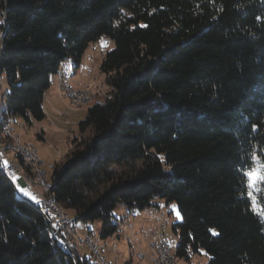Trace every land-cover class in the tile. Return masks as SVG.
<instances>
[{"label": "trees", "instance_id": "obj_1", "mask_svg": "<svg viewBox=\"0 0 264 264\" xmlns=\"http://www.w3.org/2000/svg\"><path fill=\"white\" fill-rule=\"evenodd\" d=\"M0 21V144L8 151L7 118L43 120L61 63L77 70L91 42L113 44L99 66L107 94L78 122L88 134L51 167L49 195L75 226L100 220L107 238L118 231V205L163 201L180 213L176 258L202 250L206 264H264V182L254 208L244 175L254 157L264 164V0H0ZM108 164L131 173L109 176L85 202ZM5 169L0 264H88L81 246L66 252L50 238L45 214Z\"/></svg>", "mask_w": 264, "mask_h": 264}, {"label": "rangeland", "instance_id": "obj_2", "mask_svg": "<svg viewBox=\"0 0 264 264\" xmlns=\"http://www.w3.org/2000/svg\"><path fill=\"white\" fill-rule=\"evenodd\" d=\"M102 41L103 39H100L98 41L91 42L88 45L87 53L82 57L80 68L74 70L77 71L75 79L82 84L80 88H75L72 86L73 84L70 78L71 77L70 74L71 72H73V68H72L73 62L69 61L71 63V66H69L68 68L70 70V74L68 75L69 84L74 89L85 90V91L87 90L88 93H90V95L93 94L91 96V100H89L88 103L86 104L80 105L78 107H74L71 100L67 99V97L63 95V91L59 89L61 98H63L65 101H63L62 103L60 102L59 97L57 98L55 97V100H53L55 109L53 110L52 107L48 109L49 119L45 118L43 121V124L45 126L44 141L41 139L42 127L39 126L41 121L33 120L32 123L28 125L20 117H9L8 119L10 123V133L7 134L3 133V134L7 135L11 139L12 145L14 147H12V149L8 151L5 149L3 145L0 144L1 145L0 149L2 150L3 153V159L5 161L11 160L10 162H12L14 167L16 166L15 169L20 175H24V177H28V175H30V183L32 182L31 183L32 187L36 190L35 192L40 197L44 195H45L44 197H46V188L42 183V179L38 181L35 180L36 176L34 170L31 169L32 173L29 174L24 169L20 168V166H18V160L15 157L16 154H18V152H16L17 141L24 145L31 144L35 146V148L37 149V155L38 157L41 158V162H43L44 160L43 162L44 173L46 172L47 183H49L52 175V168L49 167V165H52L53 167L55 163H60V162L65 163L67 161V157L70 154L71 150H73L75 145L80 141L81 137L86 136L88 134V133H79L78 131L79 120L75 119L74 112L76 111V109H79L77 115L83 116L81 118L83 119L86 114L87 108L97 102H101L104 96L107 94L108 86L105 83V75L101 72L99 66L102 61L103 55L107 50H109L112 47L113 44L106 45L108 44V41H106L104 46L102 44ZM1 78H2V84L0 85V93L2 95V93H4V90L5 89L7 90L5 72L1 73ZM1 97L0 100H2ZM64 111H68L67 116L62 115L63 113H65ZM42 156L43 157L49 156L51 161L55 160V162H51L48 164V161L43 159ZM137 164L140 165V163ZM260 165L261 164L259 159L257 157H254L252 159L248 171L254 168H258ZM130 173H131V165L130 166L112 165V164L106 165L104 167L103 175H102L104 179H102L99 183H97L93 188L85 192L84 201L88 202L92 199H95L105 188H107L109 185V181H108L109 176L111 175L116 177L126 176ZM247 181H248V177H247ZM19 188L25 189L21 185L19 186ZM19 188L18 191L20 192V196L25 197L30 201L33 200V196H31V194L26 189L25 190L27 191L28 195L22 193L19 190ZM250 192L254 197L255 191L248 187V194ZM145 209H150V208H145ZM157 209H159V212L163 215V218L165 219L166 222L165 233L168 238V244L170 246V249L174 251L177 246L178 238H177V234L172 229V223L177 220L178 221L180 220V213L175 206H172V204L166 206L163 203L162 206L160 208H156V210ZM155 212H156L155 223H156V228L158 230V220L160 219V217H159V213L157 211ZM64 213L71 218L72 211H67ZM125 213H126L125 210L121 208L119 205L114 209L113 214L118 221V231L116 232V234H113L108 238L100 237V224H101L100 220L93 221L92 223L93 232L91 231L90 233L89 231V234L84 233V229H82L83 226H77L78 232L77 231L76 233L74 231L72 232L73 237H75V239L77 240L74 242V240L71 238V240L73 241H70L72 246V251H73V247L76 250H78L79 247L81 246L80 252L83 258L88 259V264H102L101 262L102 259L104 261H109L110 264H154L153 259L148 257V256H155V254H153V252H150L149 250V245H148L150 244L149 239L146 236L144 238L141 237L142 235L140 236L142 227L139 226V223L141 222V219L135 220L132 214L127 213L128 220L131 225L128 226L127 229L125 227L123 228V224L121 223L120 219H122L121 217H123ZM149 214L150 215L153 214L151 209L149 210ZM133 223L136 224L135 234L133 232V228H134ZM78 236L82 240L85 239L86 242L85 241L82 242L81 239L78 238ZM92 241L95 244V246H93ZM101 242H105L106 246H104ZM139 253H142L143 256H139ZM206 262H207V256L202 250L199 253H192L189 261L181 258H176V264H206Z\"/></svg>", "mask_w": 264, "mask_h": 264}, {"label": "bare ground", "instance_id": "obj_3", "mask_svg": "<svg viewBox=\"0 0 264 264\" xmlns=\"http://www.w3.org/2000/svg\"><path fill=\"white\" fill-rule=\"evenodd\" d=\"M107 40V39H106ZM110 44V41H109V43H108V45ZM67 59V58H66ZM60 71H61V73H60ZM70 74V71H69V69H68V60H65V61H63L62 63H61V65H60V67H59V69H58V72H57V83H58V86H59V89H61L62 91H63V95L65 96V97H67V99H70L71 100V102L73 103V105H74V107H78V106H80V105H83V104H86V103H88V101L89 100H91V96L93 95H90V93H88V91L86 90H80L79 91V89H74L70 84H69V82H68V75ZM2 84V78H1V76H0V85ZM68 85L70 86V88H72V97L71 96H69V87H68ZM3 88V87H2ZM3 97V93H2V95H1V93H0V97ZM1 97V98H2ZM81 98H83V99H81ZM1 102H2V100H0V107H1ZM68 111H65V113H63L62 115H66L67 116V113ZM9 117L7 118V120H6V122L5 123H9ZM2 130L4 131V133H10V131L9 130H5V129H3V126H2ZM27 145H29L30 146V148H32V149H34V153H36V155H37V149L35 148V146H33V145H31V144H27ZM1 146V145H0ZM3 147V146H2ZM1 148V147H0ZM16 148H17V151L16 152H19L20 154H21V156L23 157V159L25 160V163H28V164H30V168L32 169V170H34L35 171V176H36V181H38V180H41L42 179V175H41V173L39 172V170H38V168H37V166H36V162L35 161H33V157L32 156H29L28 154H27V152H26V150H24L23 149V147H18V145H16ZM6 152V151H5ZM5 155H7V154H5ZM38 156V155H37ZM11 161V160H10ZM10 161H7V164L8 165H13L12 164V162H10ZM1 164V163H0ZM15 164V163H14ZM19 165V164H18ZM16 167V166H15ZM49 167H52V165H49ZM3 169V168H2ZM16 170V169H15ZM20 170V169H19ZM42 171L44 172V168H43V162H42ZM17 172V171H16ZM18 173V172H17ZM5 174L9 177V179L13 182V184L15 185V187H16V183L14 182V180H13V177L11 176V174H10V172L8 171V169L6 168L5 169ZM45 174H46V172H45ZM20 175V174H19ZM28 175V174H27ZM33 176H34V174H33ZM29 177V178H28ZM28 177H26L27 179H29L30 180V175H28ZM32 178V177H31ZM35 180H34V182H35ZM32 183V182H31ZM34 185V184H33ZM48 185H50V183H48ZM17 188V187H16ZM42 188V187H41ZM39 189V188H38ZM31 190H32V194L36 197V198H44V196H39L35 191V189L32 187V185H31ZM34 198V197H33ZM49 199H50V201H51V203H54V208H55V210H56V212L58 213V215H60V217H64V220H68V224H69V226H71V227H74V229L78 232V228H77V226H75V223H74V221L72 220V218H70V217H68L64 212V210L62 209V207L56 202V200L53 198V196H51V195H49ZM33 201V203L34 204H36V205H38V207L41 209V211L45 214V216H46V220L48 221V214H46L45 213V211L43 210V207H42V205L41 204H39V203H37V201L35 200V199H33L32 200ZM159 213V217H160V219L158 220V230H159V226H161V228H162V233H163V235H164V237L166 238V240H167V242H168V239H167V237H166V235H165V233H164V229H165V227H166V222L164 221V218H163V215L160 213V212H158ZM48 224H49V222H48ZM128 224V225H127ZM126 225H127V228H128V226H130L131 224L129 223V222H125L124 224H123V228L125 227L126 228ZM81 228V227H80ZM92 226L89 224V222H86V224H84L83 225V228L82 229H84V233H88L89 234V231H90V233H91V231H92ZM82 229H80V230H82ZM130 229V228H129ZM158 230L157 231H155V232H153L152 234H151V242H150V244H149V247H153V237H158ZM72 232L73 231H66V239L68 240V246H66V245H63L62 244V240H61V238L59 237V235L57 234V231L56 230H54V229H51L50 228V226H49V236H50V238H52V239H55L57 242H58V244L66 251V252H69L70 250H71V248H72V246H71V243H70V241H73L74 240V242L77 240V239H75V237H73V234H72ZM93 232V231H92ZM126 232V231H125ZM83 233V234H84ZM131 235V234H130ZM77 236V235H76ZM112 236V235H111ZM89 237H91V236H89ZM71 238L73 239V240H71ZM77 238V237H76ZM78 238L79 239H81L79 236H78ZM81 241L82 242H84L85 241V239H81ZM80 242V241H79ZM81 242V243H82ZM86 242V241H85ZM89 242H91V241H89ZM75 245V244H74ZM73 245V246H74ZM78 246V245H77ZM95 250V249H94ZM149 250H150V252H153V254H155V256H157V259L158 260H153V263L154 264H159V262L160 263H162V264H169V258L172 260V264H176V257H175V255H174V253H173V251L170 249V246L168 245V255L166 254V251L165 250H158V249H153V248H149ZM151 254V253H150ZM139 256H143V254L142 253H139ZM151 260V259H150ZM101 262H102V264H104V260L102 259L101 260Z\"/></svg>", "mask_w": 264, "mask_h": 264}, {"label": "built area", "instance_id": "obj_4", "mask_svg": "<svg viewBox=\"0 0 264 264\" xmlns=\"http://www.w3.org/2000/svg\"><path fill=\"white\" fill-rule=\"evenodd\" d=\"M105 42H106V39H103L102 44L104 46H105ZM60 73H61V71H60ZM68 87H69V96L72 97V88H70L69 85H68ZM81 99H83V98H81ZM3 129L10 131V124L4 123ZM17 145H18V147H23V149L26 150L27 154L29 156L33 157V161L36 162V166L42 175V183L44 184V187L46 188V197L36 198L32 194L30 180L27 179L26 177H24V175H19V173L16 172L14 165H8L7 164L6 168L8 169L11 176L13 177V180L16 183L17 189L19 188L18 186H20V185L23 186L31 194V196L34 197V199L37 201V203L42 205L43 210L45 211L46 214H48V222H49L50 228L56 230L57 234L59 235V237L62 240V244L68 246V240L66 239V231H74L76 233V230L74 229V227L69 226L68 220H64V217H60V215H58V213L56 212V210L54 208V203H51V201L49 199L50 185H48V183H47V175L44 172H42L41 158L38 157L36 155V153H34V149L30 148L29 145L21 144L18 141H17ZM3 162H4L3 153H2V150L0 149V163L3 164ZM127 225H126V229H127ZM127 234H128V232H127ZM92 244H93V246H95L93 241H92ZM168 245L169 244H168L166 238L164 237V235L162 233V228H161V226H159L158 237H153V247H149V248L158 249V250H165L166 254L168 255ZM148 257L152 258L153 260H158L157 256H148ZM104 264H110V263H109V261H104ZM159 264H162V263L159 262ZM169 264H172V260L170 258H169Z\"/></svg>", "mask_w": 264, "mask_h": 264}, {"label": "crops", "instance_id": "obj_5", "mask_svg": "<svg viewBox=\"0 0 264 264\" xmlns=\"http://www.w3.org/2000/svg\"><path fill=\"white\" fill-rule=\"evenodd\" d=\"M87 53V49H86V51L84 52V55ZM85 60V59H84ZM70 61V60H69ZM68 61V68H69V66H71V63ZM84 64V63H83ZM73 66V65H72ZM73 68V67H72ZM70 71V70H69ZM76 74H77V71H74V69H73V72H71V81H72V86L73 87H75V88H80V86L82 85L78 80H76L75 78H76ZM5 91H7L6 89H5ZM55 97L57 98V97H59V100H60V102H62L63 103V101H65L63 98H61V95H60V91H59V88H58V86H57V75H55V76H53L52 78H51V84H50V87L46 90V92H45V94H44V99H43V108H44V111H45V114H46V116H45V118L47 119L48 117H49V115H48V109L50 108V107H52L53 108V110L55 109L54 108V102H53V100H55ZM79 111V109H76V111L74 112V114H75V119L76 120H81V118L83 117V116H81V115H77V112ZM48 115V116H47ZM44 118V119H45ZM44 119L43 120H41V123L39 124V126H41L42 128H41V132H42V134H41V139L44 141L45 140V126H44V124H43V121H44ZM49 119V118H48ZM10 124V123H9ZM42 158L43 159H45L46 161H48V164L49 163H51V162H55V160L54 161H51V159H50V157L49 156H46V157H43L42 156ZM43 162H44V160H43ZM164 202L163 201H159V205H160V207L162 206V204H163ZM121 208H123L124 210H125V215L123 216V217H121L122 219H121V223L124 221V223L125 222H129V220H128V214L127 213H129V214H132L133 215V217H134V219L135 220H137V219H141V222L139 223V226L140 227H142V231H141V234H140V236L142 237V238H144L145 236L149 239V243H150V241H151V237H150V234H152L154 231H156L157 230V228H156V223H155V221H156V212L155 211H157L156 210V208H150L151 210H152V213L153 214H149V210L150 209H142V210H137V209H132V210H126L125 209V207L123 206V205H119ZM172 206H174V204H172ZM159 207V208H160ZM166 216H167V214H166ZM123 223V224H124ZM130 223V222H129ZM133 225H134V228H133V232H134V234L136 233V224H134L133 223ZM147 233V234H146ZM164 233H165V229H164ZM165 235H166V233H165ZM166 237H167V235H166ZM108 238V237H107ZM104 246H106V243L105 242H101ZM149 245V244H148Z\"/></svg>", "mask_w": 264, "mask_h": 264}, {"label": "snow or ice", "instance_id": "obj_6", "mask_svg": "<svg viewBox=\"0 0 264 264\" xmlns=\"http://www.w3.org/2000/svg\"><path fill=\"white\" fill-rule=\"evenodd\" d=\"M0 23H3V21H0ZM3 167L5 168L7 167V161L3 162ZM244 175L248 177V187L253 189L254 191H258L259 190L258 185L261 182H264V164L260 165L258 168H254L250 171H246ZM19 190L25 195H28L25 189L19 188ZM249 197L253 199V207L256 208L257 204L251 192L249 193ZM257 214L264 216V209H260Z\"/></svg>", "mask_w": 264, "mask_h": 264}]
</instances>
